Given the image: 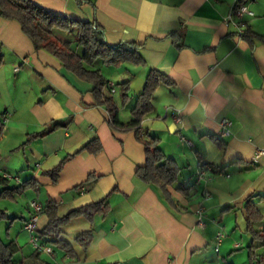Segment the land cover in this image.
I'll use <instances>...</instances> for the list:
<instances>
[{
	"label": "crops",
	"instance_id": "0c3cea01",
	"mask_svg": "<svg viewBox=\"0 0 264 264\" xmlns=\"http://www.w3.org/2000/svg\"><path fill=\"white\" fill-rule=\"evenodd\" d=\"M31 1L55 14L95 20L109 44L142 43V63L93 67L113 85V92L104 90L112 93L121 122L130 120L150 69L171 81L155 89L152 109L139 129L159 138L180 175L168 187L173 207L158 186L135 175L145 163L144 145L134 130L111 125L107 109L92 93L93 84L47 50L35 48L18 21L0 17V175L8 178L0 190L34 181L19 192L0 194L6 213L0 239L19 246L14 262L248 264L251 243L264 253V245L252 241L245 216L250 201L261 215L251 226L264 229V152L257 155L264 149V0L244 2L253 12L244 17L251 41L224 21L237 0ZM55 34L71 38L59 29ZM125 81L129 89L123 103L118 83ZM222 118L231 121L224 136ZM96 137L101 150L88 153L83 147ZM59 164L53 180L50 172ZM205 164L210 167L198 179ZM179 187L189 188L188 194ZM48 199L56 202L59 216L103 199L109 209L92 220L74 216L63 225L61 237L72 252L46 243L53 253H38L24 225L32 214L30 201L43 206ZM46 223L40 214L41 241ZM89 229L91 240L82 245L76 236Z\"/></svg>",
	"mask_w": 264,
	"mask_h": 264
},
{
	"label": "trees",
	"instance_id": "16d2710c",
	"mask_svg": "<svg viewBox=\"0 0 264 264\" xmlns=\"http://www.w3.org/2000/svg\"><path fill=\"white\" fill-rule=\"evenodd\" d=\"M245 0H237L236 6ZM0 17L14 19L19 22L22 31L31 39L35 48H43L58 58L62 65L78 77L93 84L92 93L96 102L103 104L107 109L109 121L114 128L134 130L136 138L141 141L145 148V163L135 169V175L147 184H153L160 188L162 195L170 206L176 207L169 186L175 184L180 175V167L170 156H167L159 145V138L142 132L139 125L143 116L151 111V98L155 89L160 84H168L171 81L155 69L147 72L146 79L141 92L137 95L135 104L131 108V118L127 122H121L118 116V106L113 100V95L105 91L108 81L99 68H94L95 63L104 65H118L125 61L135 64L142 63L143 59L138 50L142 43L122 41L117 44H109L104 36L102 27L94 21H83L64 15L52 13L51 11L35 4L31 0H0ZM67 31L71 34L70 39L61 40L55 30ZM242 37L251 41L252 33L246 28ZM264 39V36H260ZM77 47H80L78 52ZM2 58L0 56V63ZM123 103L128 100V81L118 83ZM3 129V121L0 119V134ZM99 139L93 138L83 149L88 153H97L101 150ZM61 165L54 168L50 174L56 180ZM8 178L0 175V186L6 184ZM34 181L26 180L13 188L4 187L0 194L6 195L19 192L22 188L30 186ZM179 190L188 194L189 188L179 187ZM187 192V193H186ZM264 197V195H261ZM109 209L108 202L103 199L76 208L64 216L57 214V204L48 199L42 206L40 214L47 217V223L41 233L44 243H51L66 252H72V246L62 237V227L70 218L82 215L92 220L96 213L105 214ZM245 216L248 223V231L252 235V241H259L264 245V229H254L253 221L261 219V215L253 203L247 201L245 205ZM6 217L4 209L0 208V220ZM92 237L91 230L80 232L76 239L82 245H86ZM19 246L14 242H3L0 239V264H16L12 255ZM257 245L251 243L248 247V264H264V253L256 251ZM40 253L39 251H37ZM21 264V263H17Z\"/></svg>",
	"mask_w": 264,
	"mask_h": 264
},
{
	"label": "built area",
	"instance_id": "2783aa9c",
	"mask_svg": "<svg viewBox=\"0 0 264 264\" xmlns=\"http://www.w3.org/2000/svg\"><path fill=\"white\" fill-rule=\"evenodd\" d=\"M236 3V2H235ZM253 12L248 8L246 3H241L236 6V4L233 5L232 10L229 12L227 17L225 18L226 23H231L236 28V33L238 36H242L246 29V22L244 20V17L246 15H252ZM17 69V67H16ZM108 87L111 92L114 91V87L111 83H108ZM171 115L174 118L175 121L180 120L179 113L176 109L171 110ZM231 125V121L227 118H222L220 121V134L221 135H227L229 134V127ZM264 152V149H260L257 151V155ZM209 165L205 164L203 165L197 172V178L202 179L206 173V171L209 169ZM30 207L32 209V214L30 215L29 219L25 222L24 228L30 233V243L32 247L39 252H45L52 254L53 249L50 245L44 243L41 241L39 236V227H38V221L39 216L42 210V206L39 202L35 200L30 201ZM197 215H198V222L201 224V212L202 208L197 209ZM223 232H217L216 234V240L217 243H219L222 240ZM215 250H218L217 247H215Z\"/></svg>",
	"mask_w": 264,
	"mask_h": 264
},
{
	"label": "rangeland",
	"instance_id": "374dc122",
	"mask_svg": "<svg viewBox=\"0 0 264 264\" xmlns=\"http://www.w3.org/2000/svg\"><path fill=\"white\" fill-rule=\"evenodd\" d=\"M36 198V197H35ZM32 246V245H31Z\"/></svg>",
	"mask_w": 264,
	"mask_h": 264
}]
</instances>
